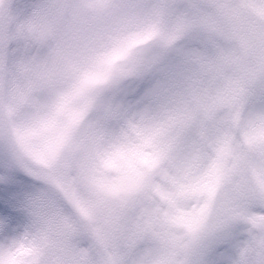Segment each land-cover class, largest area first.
Here are the masks:
<instances>
[{"label":"clouds","instance_id":"9594fccd","mask_svg":"<svg viewBox=\"0 0 264 264\" xmlns=\"http://www.w3.org/2000/svg\"><path fill=\"white\" fill-rule=\"evenodd\" d=\"M0 264H264V0H0Z\"/></svg>","mask_w":264,"mask_h":264}]
</instances>
